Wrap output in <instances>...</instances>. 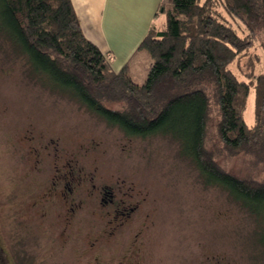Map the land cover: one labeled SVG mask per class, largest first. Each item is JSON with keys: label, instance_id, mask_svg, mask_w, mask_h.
<instances>
[{"label": "rangeland", "instance_id": "rangeland-1", "mask_svg": "<svg viewBox=\"0 0 264 264\" xmlns=\"http://www.w3.org/2000/svg\"><path fill=\"white\" fill-rule=\"evenodd\" d=\"M219 163L264 183V166L247 156ZM68 167L71 216L59 194ZM91 171L98 187L131 193L135 211L117 229L111 206L85 200L78 177ZM0 264H264V223L207 185L170 136L126 137L34 75L0 39Z\"/></svg>", "mask_w": 264, "mask_h": 264}, {"label": "trees", "instance_id": "trees-1", "mask_svg": "<svg viewBox=\"0 0 264 264\" xmlns=\"http://www.w3.org/2000/svg\"><path fill=\"white\" fill-rule=\"evenodd\" d=\"M164 12L165 28L140 45L153 60L143 84L111 68L71 0H0V39L34 75L126 137L170 136L207 185L264 223V183L219 163L247 156L264 166L263 60L252 54L256 43L264 52V0H173Z\"/></svg>", "mask_w": 264, "mask_h": 264}, {"label": "crops", "instance_id": "crops-1", "mask_svg": "<svg viewBox=\"0 0 264 264\" xmlns=\"http://www.w3.org/2000/svg\"><path fill=\"white\" fill-rule=\"evenodd\" d=\"M85 37L111 60L115 72L127 69L143 84L153 63L140 48L152 29L166 26L173 0H71Z\"/></svg>", "mask_w": 264, "mask_h": 264}, {"label": "flooded vegetation", "instance_id": "flooded-vegetation-1", "mask_svg": "<svg viewBox=\"0 0 264 264\" xmlns=\"http://www.w3.org/2000/svg\"><path fill=\"white\" fill-rule=\"evenodd\" d=\"M64 176H67V181L63 183V188L59 189L60 197L68 203L70 214L75 212V206L73 202H69L70 200V192H74L71 188V182L69 179H71V176H74V173L71 171L70 167L67 168L66 172H62ZM55 175L51 177V183L52 186L48 188V196H52L54 193V187L56 186L55 182ZM76 178V177H75ZM81 183H85L84 189H85V200L91 201L94 200L95 206H101L105 205L107 207H112V210L108 212L107 217L110 218L109 220V227L111 230L117 229L119 225L122 223H125L128 221L135 211V204L132 203L130 200V194L125 193L124 195L118 194L112 187L106 185V186H100L98 187L97 184L93 183V180L95 179V172L90 173H82V177H78ZM98 201V204H97ZM81 204H84V202L81 201ZM72 205V206H71ZM68 219V218H67ZM69 220V219H68ZM109 235L113 234V231H109ZM97 241V239L95 240ZM95 243V242H93Z\"/></svg>", "mask_w": 264, "mask_h": 264}]
</instances>
